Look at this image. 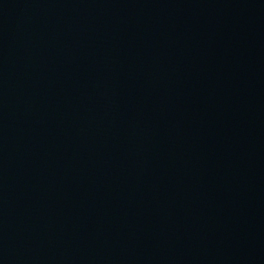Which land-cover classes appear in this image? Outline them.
<instances>
[{"label": "water", "instance_id": "water-1", "mask_svg": "<svg viewBox=\"0 0 264 264\" xmlns=\"http://www.w3.org/2000/svg\"><path fill=\"white\" fill-rule=\"evenodd\" d=\"M0 264H264V0H0Z\"/></svg>", "mask_w": 264, "mask_h": 264}]
</instances>
